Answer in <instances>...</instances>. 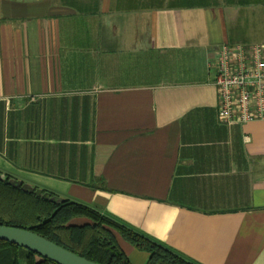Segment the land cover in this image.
Listing matches in <instances>:
<instances>
[{
  "label": "crops",
  "instance_id": "1",
  "mask_svg": "<svg viewBox=\"0 0 264 264\" xmlns=\"http://www.w3.org/2000/svg\"><path fill=\"white\" fill-rule=\"evenodd\" d=\"M226 43L264 45V0H0V172L195 263L264 264V121L219 115Z\"/></svg>",
  "mask_w": 264,
  "mask_h": 264
},
{
  "label": "trees",
  "instance_id": "2",
  "mask_svg": "<svg viewBox=\"0 0 264 264\" xmlns=\"http://www.w3.org/2000/svg\"><path fill=\"white\" fill-rule=\"evenodd\" d=\"M6 177L7 181L12 178ZM43 191L61 198L48 190ZM0 226L29 230L97 264H133L121 241L147 253L145 264H198L165 243L90 206L69 199L57 204L2 180ZM0 264L57 263L0 240Z\"/></svg>",
  "mask_w": 264,
  "mask_h": 264
},
{
  "label": "built area",
  "instance_id": "3",
  "mask_svg": "<svg viewBox=\"0 0 264 264\" xmlns=\"http://www.w3.org/2000/svg\"><path fill=\"white\" fill-rule=\"evenodd\" d=\"M209 67L215 70L218 112L227 125L264 121V45L226 43Z\"/></svg>",
  "mask_w": 264,
  "mask_h": 264
},
{
  "label": "water",
  "instance_id": "4",
  "mask_svg": "<svg viewBox=\"0 0 264 264\" xmlns=\"http://www.w3.org/2000/svg\"><path fill=\"white\" fill-rule=\"evenodd\" d=\"M0 180L8 182L11 186L21 187L24 191L34 193L36 196L49 201H56L57 204L64 202L63 198L51 197L42 189L23 183L17 179L11 178L7 181L4 174L0 175ZM0 240L15 244L37 255L51 260L57 264H97L89 261L29 230L14 228L9 226H0Z\"/></svg>",
  "mask_w": 264,
  "mask_h": 264
},
{
  "label": "rangeland",
  "instance_id": "5",
  "mask_svg": "<svg viewBox=\"0 0 264 264\" xmlns=\"http://www.w3.org/2000/svg\"><path fill=\"white\" fill-rule=\"evenodd\" d=\"M136 253H140V252H136ZM139 255H141V254H139ZM131 259H132V260H135V259H134V258H132V257H131Z\"/></svg>",
  "mask_w": 264,
  "mask_h": 264
}]
</instances>
